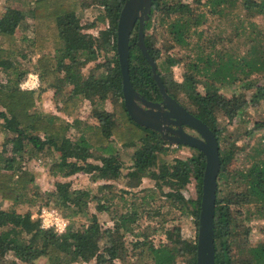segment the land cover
Listing matches in <instances>:
<instances>
[{
    "label": "trees",
    "instance_id": "16d2710c",
    "mask_svg": "<svg viewBox=\"0 0 264 264\" xmlns=\"http://www.w3.org/2000/svg\"><path fill=\"white\" fill-rule=\"evenodd\" d=\"M15 1L17 4L7 5L0 16V81L4 80L0 84V264H35L40 258L47 264H197L198 232L185 237L176 222L192 215L198 230L206 157L192 147L196 153L191 156L166 160L164 155L176 150L171 147L174 144L134 121L127 112L117 52L118 20L126 0H91L97 12L94 20L84 24L86 0ZM236 3L245 14L239 15L234 37L246 46L237 54L225 44L217 50L221 37L211 35L205 27L209 15L222 16ZM258 16L264 17V0H153L144 29L147 49L169 94L202 119L220 144L215 208L217 264H264V240L258 244L239 241L245 232L239 230L242 207L264 218V138L247 157L250 161L245 167L231 169L234 155L228 147H221L227 142L218 120L222 113L232 121L247 105L241 95L223 94L220 88L224 85L245 81L256 86L254 102L264 99V81H257L259 75L264 79V27L253 20ZM25 17L31 20L28 26H24ZM157 22L163 26V49L147 36ZM92 28H97L96 35L89 31ZM17 29L23 31L22 38ZM138 30L136 24L130 38V78L147 99L157 98L161 93L137 43ZM24 41H28L29 49ZM173 46L196 49L182 82L174 80L171 73V65L180 61L169 54ZM24 54L29 57L22 60ZM92 62L95 67L85 74L84 69ZM30 70L38 72L41 86L22 90L20 83ZM199 84L205 87L204 92ZM49 89L60 96L62 105L57 112L39 105ZM85 99L92 104L86 121L74 116ZM107 100L112 103L111 110L106 108ZM257 127L263 128L264 121L257 122ZM118 145L134 148L126 174L122 173L125 161L117 156ZM32 157L52 158L49 171L53 175L70 178L84 172L94 182L124 177L126 184L118 187L113 182L104 183L94 194L89 189L73 188L68 181H58L54 191L42 194L33 186L35 171L27 166ZM146 177L154 182L153 187H140ZM193 181L196 194L188 197L186 189ZM229 183L237 184V188L226 193L224 187ZM3 201L13 206L37 202L38 210L57 207L70 219L69 224L62 233L45 229L31 210L7 209ZM91 202L95 213L87 222L76 223L72 218L86 214ZM155 205L156 212L152 209ZM102 213L110 216L111 226L101 222ZM146 218L151 222L144 229L153 226L152 232L139 231V221ZM151 233L160 238L151 239Z\"/></svg>",
    "mask_w": 264,
    "mask_h": 264
},
{
    "label": "rangeland",
    "instance_id": "374dc122",
    "mask_svg": "<svg viewBox=\"0 0 264 264\" xmlns=\"http://www.w3.org/2000/svg\"><path fill=\"white\" fill-rule=\"evenodd\" d=\"M85 5V14L82 17L81 23L84 24L87 20H94L95 14L97 12V9H94V7L91 4V0H86ZM15 0H0V16L5 11V7L7 5H16ZM208 9V8H207ZM26 14V13H25ZM244 10L241 8V6L236 3V5H229L227 7V12L222 16L217 15H209V20L206 23V29L210 30L211 35H219L221 38V42L217 43V50L221 49V45L225 44L228 50L234 53H238L239 51H242L246 46L240 44V41L237 37H234L236 34L235 28L239 21V15L244 16ZM256 20L258 24L264 27V17L258 16L253 18V20ZM24 26H28L31 23L30 18L25 17ZM106 25H101V27L105 28ZM163 26L161 23L157 22L150 30L147 32V36L149 35L150 38L155 39L156 44L158 47H163L166 45L164 43V36H163ZM92 33L95 35L97 34V28L89 29ZM29 36L31 35V31L28 30ZM17 35L22 38L23 37V31L21 29H17ZM234 37V38H233ZM230 38V39H229ZM197 38L194 37V40ZM244 39V38H242ZM23 45L30 48L28 41L22 42ZM166 47V46H165ZM166 53V52H163ZM169 54L173 55L176 59H179L180 61L174 65H171V73L174 78V80L178 82L183 81V74L185 73L187 69V63L191 59H194L196 55V49L192 47H180V46H173L171 49L169 48ZM165 56V55H164ZM29 56L27 54H24L21 56L22 60L27 59ZM34 59V58H33ZM94 62L87 65V67L84 69V73H89L90 69L95 67ZM31 68H33L31 66ZM30 73L38 74L35 70H30V72L27 74V76ZM0 76L2 77L3 74L0 72ZM39 76V74H38ZM40 77V76H39ZM260 75L257 76V81H260L259 83H263L261 81H264L263 78H260ZM1 79V78H0ZM4 81L3 78L0 81ZM21 84V83H20ZM255 85V84H254ZM41 86V81H40ZM37 87L34 90H37L40 88ZM72 87V86H70ZM221 87V86H220ZM21 88V86H20ZM199 90L201 92L205 91V87L202 86V84H199L198 86ZM221 92L225 94L227 97H232L236 95H241L245 99H247V105L241 111L238 115L234 117L232 121H229V119L223 115L222 113H219L218 120L221 127H223V135L226 137V144L222 143L221 147L222 149L228 147L231 152H233V159L229 163V167L231 169H242L248 164V156L252 155L254 153V147H256L260 142H262L264 138V127L258 128L257 122L264 121V99L259 102H254L253 95L256 93V86L248 85L245 81L243 82H237L236 84H228L224 85L220 88ZM181 100L187 101L183 95H180ZM187 106L191 107L189 102L187 101ZM39 105L49 112H57V107H60L62 105L60 96H56L54 93V90H48L43 95V100L39 101ZM106 108L112 109V103H110L109 100L106 101ZM92 110V104L88 99H85L80 108L75 112L74 116L79 117L82 120H88L91 114ZM62 116L68 118L69 116H66L64 113L59 112ZM72 117V116H71ZM69 119H72L69 117ZM90 122H93V119L91 118L89 120ZM192 134H196L192 131H188ZM169 141V140H167ZM2 142H3V136L0 134V150L2 148ZM170 142V141H169ZM172 143V142H170ZM172 148H175L176 150L170 154H165L164 158L166 160H171L174 157H188L192 154L196 153V150L189 146H182L177 147V145H172ZM119 154L117 156L122 159H124V167L122 168V173L126 174L128 169V166L132 163L130 158V155L133 154L134 148H125L118 145L117 147ZM54 159L56 158V153L53 155ZM94 160V159H91ZM52 161V158H47L44 160V158L40 159L38 157H32L27 161V166L35 171L36 179L33 183L34 187H38L42 194H45V192L48 191H54L56 188V182L58 181H68L71 183L73 188H84L89 189L94 194L97 192L98 187L101 184L104 183H112L113 185H117L118 187H124L126 184V179L124 177H121L120 179L115 180H101L98 182L92 181L89 177L90 175L79 172L75 175H73L70 178H64L61 176L53 175L49 171V165ZM154 182L151 181L150 178H144L141 184V188H147V187H153ZM237 188V184L229 183L227 187H224V190L226 193L230 192L231 190H235ZM239 189H237L238 191ZM196 194V187L195 182H191L187 189H186V195L188 197L195 196ZM160 201L156 204L158 205ZM153 206V210L156 212L158 211L157 206ZM3 207L10 209V208H16L18 211L26 212L28 210H31L33 214L38 212V204L36 202L35 205H30L27 203H22L18 206H13L12 202L10 201H3ZM244 214L241 219H243V225L240 226L239 230L245 231L239 238V241L241 242H250L252 244H258L259 242L264 240V218H258L254 213H252L251 210H249L247 207H242ZM56 209L62 214V211L56 207ZM95 204L94 202H91L89 205L88 212L83 215H78L72 218L76 221V223H83L87 222L90 218L91 213H95ZM64 216V214H62ZM65 217V216H64ZM101 222L104 224V226L108 227L112 225V220L110 219V216L106 213H102L99 215ZM66 218V217H65ZM69 220L68 218H66ZM147 220L139 221V231H145L152 232L154 230V227L151 226L148 229L146 226L148 223L151 222L150 219L146 218ZM154 222V221H152ZM179 225V228L181 230V233L185 237H194L196 235L197 226L195 224V220L192 217V215L183 216L181 219H178L176 222ZM151 239L158 240L160 238L159 235L151 233L150 235ZM35 264H47L46 259L40 258L36 260ZM74 264H94V262H80V263H74ZM120 264V263H119ZM179 264H186V262H180Z\"/></svg>",
    "mask_w": 264,
    "mask_h": 264
},
{
    "label": "water",
    "instance_id": "95a60500",
    "mask_svg": "<svg viewBox=\"0 0 264 264\" xmlns=\"http://www.w3.org/2000/svg\"><path fill=\"white\" fill-rule=\"evenodd\" d=\"M153 0H126L117 26V52L122 72L125 107L137 123L156 130L173 132L169 141L196 148L204 153L206 167L203 178L201 210L197 233V264H217L215 246V208L218 176L221 170L220 144L214 131L198 116L169 94L154 57L145 43L144 29L149 19ZM138 24V45L151 65L153 77L162 94L163 101L151 102L138 92L131 81L129 72L130 38ZM140 100L144 106L137 103ZM177 125L172 129L170 124ZM192 128L197 134L184 129Z\"/></svg>",
    "mask_w": 264,
    "mask_h": 264
},
{
    "label": "built area",
    "instance_id": "2783aa9c",
    "mask_svg": "<svg viewBox=\"0 0 264 264\" xmlns=\"http://www.w3.org/2000/svg\"><path fill=\"white\" fill-rule=\"evenodd\" d=\"M22 90H33L40 86L38 74L30 73L20 84ZM33 217L41 219V226L45 229L53 228L57 232H65L68 220L56 208L43 206Z\"/></svg>",
    "mask_w": 264,
    "mask_h": 264
},
{
    "label": "flooded vegetation",
    "instance_id": "af4514ba",
    "mask_svg": "<svg viewBox=\"0 0 264 264\" xmlns=\"http://www.w3.org/2000/svg\"><path fill=\"white\" fill-rule=\"evenodd\" d=\"M161 93V92H160ZM143 97H145L144 95H142ZM146 98V97H145ZM147 99V98H146ZM149 101H151V102H161V101H163V98H162V94H161V96L160 97H157V98H152V99H148ZM137 103L139 104V105H141V106H144V104L140 101V100H137ZM170 127H172V129H177V125H175V124H173V123H171L170 124ZM184 129L186 130V131H192V132H194V133H196L192 128H190L189 126H186V125H184ZM162 136H163V138L165 139V140H169L168 138H169V136H173L174 134H173V132L172 131H170V130H167V129H164V132H162V133H160ZM197 134V133H196Z\"/></svg>",
    "mask_w": 264,
    "mask_h": 264
}]
</instances>
